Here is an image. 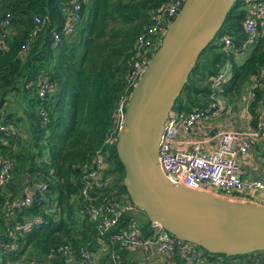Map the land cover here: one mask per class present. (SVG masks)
Here are the masks:
<instances>
[{"label":"trees","instance_id":"1","mask_svg":"<svg viewBox=\"0 0 264 264\" xmlns=\"http://www.w3.org/2000/svg\"><path fill=\"white\" fill-rule=\"evenodd\" d=\"M78 1L80 19L67 35L62 32L67 0H0V19L9 15L2 28L6 44L0 47V121L14 125L18 131L0 141V160L9 163V178L0 185V240H8L7 230L29 216L41 215L45 220L17 235L13 250L0 249V264L22 254L36 263L61 264L63 255L55 248L64 243L75 248L87 244L100 264H189L176 251L165 255L162 263L152 261L157 260L156 254L145 261L111 240L110 232L127 228L131 221L144 234L148 232L146 216L136 220L141 209L121 213L115 227L103 234L87 212L88 207H115L129 201L114 142L104 141L113 128L114 107L124 86L134 38L148 24L151 11L166 0ZM243 3L234 0L215 36L199 52L174 100L175 110L212 111L208 107L211 94L232 102L264 63L262 23L249 54L241 60L236 57L247 40L242 28ZM223 34L231 36L224 49L220 40ZM225 62L229 63V74L212 88L209 79ZM38 73L46 75L51 84L42 99L36 93ZM11 92L17 94L16 107L10 100ZM258 106H264V79L253 88L247 103L252 124L259 118ZM41 111L47 121L42 120ZM96 150L103 154L105 166L99 173L100 184L84 196L81 176L88 169L84 164ZM38 183H45V200L34 194L29 205L10 208L21 189ZM47 204L54 205L51 214L43 213ZM98 242L105 247L99 255L94 249ZM201 249L206 259L202 257L196 264H264L260 250L224 255Z\"/></svg>","mask_w":264,"mask_h":264},{"label":"built area","instance_id":"2","mask_svg":"<svg viewBox=\"0 0 264 264\" xmlns=\"http://www.w3.org/2000/svg\"><path fill=\"white\" fill-rule=\"evenodd\" d=\"M183 0H166L159 8L151 11L148 24L138 33L133 41L132 53L129 58L127 73L124 78V86L118 94L113 114V128L105 139V143L115 142L116 134L121 127L124 109L130 95L131 88L139 78L147 60L157 47L167 24L180 8ZM80 2L78 0H67L63 9L62 32L70 34L75 30L80 19ZM243 9L245 16L242 28L248 42L254 40L258 33V25H264V0H244ZM8 13L0 19V47L6 44V36L2 30L7 25ZM34 19L38 21V17ZM54 38L58 33H54ZM222 48H226L231 42V36L223 34L220 37ZM245 44V43H244ZM243 44V45H244ZM229 63L225 62L216 74L210 77V86L216 87L218 82L227 78L229 74ZM264 79V63H262L256 74L249 79L246 102L253 95V88ZM36 93L41 99L44 98L51 88L46 75L38 73L35 81ZM208 107L212 111H221L223 103L211 94ZM208 109H190L187 112L170 110L164 120L163 128L158 140V161L164 175L173 183H182L196 189L212 191L230 198L251 201L264 206V182L259 179L244 178L239 171L238 160L247 153L251 143L264 141V117L258 118L254 124H249L243 129L219 128L211 130L205 138L193 137L189 139L188 148L176 145V137L179 133L190 134L196 122ZM210 110V109H209ZM43 121H47V115L41 111ZM18 133L17 128L0 121V141H5L6 136H14ZM216 144L211 149L202 148V143L212 138ZM264 154V142L262 143ZM88 169L82 174L81 193L85 196L88 189L100 184L99 173L105 166L104 156L96 150L88 164ZM9 178V163L0 160V185ZM45 183L35 184L34 187H25L18 198H13L10 208L20 209L31 203L34 194L45 200ZM136 207L130 200L119 206L98 205L88 207L87 212L90 220L96 222L99 234H103L114 228L121 213L129 212ZM53 204L43 207V213L51 214ZM41 215H32L13 225L7 230L8 240H0L2 251H11L15 248L17 235L31 229L33 226L44 222ZM148 232L143 233L134 221L129 223L125 229H115L110 232V238L118 244V248L141 247L148 255H170L176 251L186 263L196 264L201 261L203 252L196 244L181 240L163 229L157 222L149 221ZM55 251L63 255L61 264H100L99 259L87 248V244H80L77 248L69 243L59 244ZM264 257V250H260ZM76 254V262L70 263L69 259ZM239 264H252L245 261Z\"/></svg>","mask_w":264,"mask_h":264},{"label":"water","instance_id":"3","mask_svg":"<svg viewBox=\"0 0 264 264\" xmlns=\"http://www.w3.org/2000/svg\"><path fill=\"white\" fill-rule=\"evenodd\" d=\"M233 2L182 1L131 88L114 142L133 206L176 238L224 255L264 250V206L171 182L159 166L158 140L199 52Z\"/></svg>","mask_w":264,"mask_h":264},{"label":"crops","instance_id":"4","mask_svg":"<svg viewBox=\"0 0 264 264\" xmlns=\"http://www.w3.org/2000/svg\"><path fill=\"white\" fill-rule=\"evenodd\" d=\"M237 55L238 52L236 54V57L239 58V55L238 56ZM248 85H249V81L245 83V85L243 86L239 101L235 100L232 102H227L224 99H221L223 103V109L221 111L205 112L204 115L196 122V125L190 134H185V133L177 134L176 142H175L176 145H178L183 149L188 148L190 144L189 142L190 138L193 137L205 138V136L209 135L211 130H213L211 126H217L219 128H229V129H243L249 124H251L250 121L251 117L247 110L248 101L246 104H244V100L242 102V99L244 98L242 92L244 91V89L245 90L246 88L248 89ZM257 109L259 110V118H263L264 106L262 108L258 106ZM263 142L264 141L251 143V145L247 150V153L239 158L238 160L239 171L244 178L259 179L264 182V154L261 149ZM215 144H216V139L214 137L208 141H204L202 143V148L211 149L212 147L215 146ZM0 232H2L1 227H0ZM94 249H96L95 252H97V254L99 255L103 252L105 247L102 244V242H98L95 245ZM128 249L129 251H131V255H133L134 257H138L145 261H149L150 258H152V256H148L141 247L128 248ZM162 258H164V255L157 256V260H152V261L157 263L158 262L162 263ZM203 258L206 259L205 257ZM27 259L28 258L25 256V254H22L18 259L14 261H8L5 264H33L34 259H30V260ZM69 262L75 263L76 262L75 256L71 257L69 259ZM35 264H42V262H38V263L35 262ZM167 264H171V263L168 262Z\"/></svg>","mask_w":264,"mask_h":264},{"label":"rangeland","instance_id":"5","mask_svg":"<svg viewBox=\"0 0 264 264\" xmlns=\"http://www.w3.org/2000/svg\"><path fill=\"white\" fill-rule=\"evenodd\" d=\"M251 42H248V41H246L245 42V45L242 47V49H241V51L240 52H238V55H239V58H237L238 60H241V59H243L244 57H246L248 54H249V51H250V49H251ZM237 55V56H238ZM228 63V62H227ZM228 70H229V65H228ZM246 93H247V88H246V90L244 89V91L242 92V94H243V96H244V98L242 99V102H243V100H244V104H245V102H246ZM10 100H11V102L13 103V106H17V104H16V98H15V96L17 95V94H13L12 92L10 93ZM240 96H241V93L239 94V96L237 95V97H234L233 98V100L235 101V100H237V101H239V99H240ZM232 100V101H233ZM242 108V107H241ZM17 110H19V109H17ZM171 110H175L174 108H172ZM213 129H217V128H219V127H217V126H211ZM144 218H145V214H143V212H141L140 210H139V212H137V215H136V220H138V221H142V220H144Z\"/></svg>","mask_w":264,"mask_h":264}]
</instances>
